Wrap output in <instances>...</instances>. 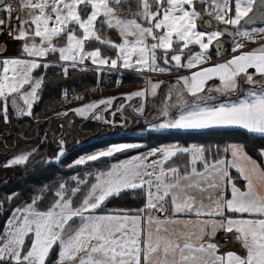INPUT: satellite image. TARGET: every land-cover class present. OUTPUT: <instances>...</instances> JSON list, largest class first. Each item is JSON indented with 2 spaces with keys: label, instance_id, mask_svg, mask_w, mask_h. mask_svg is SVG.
<instances>
[{
  "label": "snow or ice",
  "instance_id": "6c2138e0",
  "mask_svg": "<svg viewBox=\"0 0 264 264\" xmlns=\"http://www.w3.org/2000/svg\"><path fill=\"white\" fill-rule=\"evenodd\" d=\"M16 2L14 9L0 0V36L19 43L16 56H4L7 43L0 44V118L5 123L10 109L21 117L33 116L46 75L33 73L41 68L60 67L65 78L70 69L138 74L187 69L190 74L177 75L172 84L143 77L146 87L123 98H139L138 106H128L144 116L147 108L156 107L147 98L166 87L152 128L241 129L264 141V44L246 51L236 39L254 41L253 33H264V28L242 30L241 23L245 18L249 23L264 19V0ZM109 30L118 33L119 42L105 35ZM225 35L233 54L213 64L211 51L222 59ZM109 49L111 55L106 54ZM49 55L57 59L45 62ZM213 92L236 98L216 103L220 98ZM63 95L67 99V89ZM116 99L56 115L71 111L86 118L99 105L111 108ZM58 143L56 156L40 164L51 167L61 161L65 142L60 138ZM137 147L113 146L77 158L68 167ZM36 151L10 158L0 167L25 165ZM254 152L250 155L247 145L239 142L224 147L159 146L99 171L93 180L87 179L91 173L84 178L73 175L75 187L66 181L33 188L28 200L16 207L12 204L21 194L11 192L0 199V217H6L0 226V264H264V143ZM128 195H142L143 206L107 208L112 199ZM229 243L239 250L227 249Z\"/></svg>",
  "mask_w": 264,
  "mask_h": 264
},
{
  "label": "trees",
  "instance_id": "16d2710c",
  "mask_svg": "<svg viewBox=\"0 0 264 264\" xmlns=\"http://www.w3.org/2000/svg\"><path fill=\"white\" fill-rule=\"evenodd\" d=\"M6 1L8 3L14 2V0ZM106 54L111 55L112 51L109 50ZM60 72V67L41 68L34 71V76H40L44 73L46 75L43 90L40 92L41 99L34 105L32 117H16L9 110L8 123L0 118V165H3L9 157L37 149L25 165L10 168L0 167V199L11 192L21 194V199L13 202L12 207L27 201L33 188L43 185H57L66 181L75 187V182L70 181L71 176L80 174L81 178H84V173H91L87 179L93 180L92 175L94 173L108 170L110 164L134 152L156 148L161 144L172 142L179 146L218 145L224 147L229 143L239 142L247 145L250 155H255L254 149L264 143V141L256 138L257 135L245 133L239 129H208L195 132L169 130L152 133L145 130V126L152 122L154 117L151 121L146 119L147 116L135 118L133 114H130L129 117H121L123 112L119 113V111L113 112L110 117L106 114V122L103 121L101 112L98 115L99 119L93 118L96 113L90 114L86 118H73L61 127L57 122L59 118L52 113L53 109L62 106L63 101L71 100L75 96L87 99L91 93H100L114 88L117 85V76L112 71L98 73L94 70L70 69L68 77L65 78L59 74ZM118 78L120 86L131 84L136 86L143 81V77L135 73H123ZM63 89L68 90L67 99L63 95ZM219 101L221 98L215 102ZM118 120L123 121V125H125V129L121 133H118L115 126V122ZM95 132L97 134L92 139L86 142L83 140ZM60 138L65 142L63 145L65 155L61 161H53L51 167L40 164L42 159L56 156L60 148L58 143ZM125 141H139L142 145L116 153L111 157L101 158L99 161L88 162L83 166L64 167L78 154L105 149L110 144ZM232 174L235 176L236 172L232 171ZM4 180L8 181L6 185L3 183ZM143 203L142 195H138L136 199H132L131 195H128L119 199H112L107 204V208L110 210L134 209L143 206ZM46 206L47 203L45 202L39 207L44 209ZM5 219L6 217H0V226L3 225Z\"/></svg>",
  "mask_w": 264,
  "mask_h": 264
},
{
  "label": "rangeland",
  "instance_id": "374dc122",
  "mask_svg": "<svg viewBox=\"0 0 264 264\" xmlns=\"http://www.w3.org/2000/svg\"><path fill=\"white\" fill-rule=\"evenodd\" d=\"M233 3H234V0H233ZM16 6H17V4H16ZM19 15L22 18L27 19V15H26L25 12H20ZM15 22H13V24H15ZM230 27L233 29L232 26H230ZM256 28L257 27H252V28L249 27L248 28V27H244L243 26L242 30L251 31L252 29H256ZM263 28H264V25H263ZM105 35L110 36L112 38V40H114V41L119 42V40H120V37H119V35H118V33L116 31L109 30V31H107L105 33ZM221 42L224 45V48H223V51H222V56L224 57V55H225V53H227V51L229 49V45H230L229 36L225 35L224 37H222L221 38ZM18 47H19V43L17 42V46H16V48H14V51H12L11 53H9V54H7L5 56H16V55H18V51H17ZM196 49H198V47H196ZM109 50H111V49H109ZM109 50H107V51H109ZM111 51H113V50H111ZM211 56H212V59L213 58L220 59V57L217 56V53H216V51L214 49L211 51ZM56 59H57V57L55 55H49V57H47L45 62H47V61H55ZM86 64H87V66L94 67V66L91 65L90 61L86 62ZM104 71L106 72L107 70H104ZM112 72L117 76V80H116V84L117 85L114 88H112L110 90L102 91L100 93H91L90 97L87 98V99L86 98L85 99L82 98V99H71V100H68V101L65 100V101H63L64 104H62V106H59V107H56L55 109H53L52 113L55 114V116H57L56 115L57 113H63L65 111L69 110V109H74V108L80 107V106H82L84 104H87V103H90V102H93V101H99L101 99L108 98V97H117V99L113 102V105H112L111 108L105 109L104 105H99L97 107V109H95L93 111V113H90V114L93 115V114L96 113L95 116H98L99 113L102 112L103 121L106 122V119H105L106 114H107L108 117L112 116L113 112L117 111L119 106L121 104H123L124 105L123 109L119 110V113L123 112V114H121V117H129L130 114H135L136 116L143 117V118L147 116L146 119H148L150 116H152V118L154 116L153 121L145 126V130L150 131L152 133L165 132V131H169V130L176 131V129H159V128H152L151 127L152 124L158 123V121L156 119V116L158 115V107H159V105L164 101V98H165L164 97V93H166L168 91V89L166 87H162L161 90H158V95L156 97L149 96L147 98L148 102L153 104V105H156V107L147 108L144 116H140V115L134 113L132 111V108H130L128 106L129 104H131L133 106H138L139 98H134L132 101H126L123 98V94L131 93L133 91L140 90V89H144L146 87L145 79L143 78V81L139 85H136V86L132 85V84L128 85V86H120L118 84L119 75H121L123 73H134V72L127 71V70H121L119 72L112 71ZM135 74H138V73H135ZM188 74H190V73H189V70H187V69L179 70V71L173 69L172 74H167V73H165V74H156V73H149V72L139 73V75H141L142 77L150 78L152 80V82L164 81L165 84L175 83V81L177 79V75H188ZM213 83H219V81L217 80V81H214V82H210L209 86H211ZM211 95L218 96L217 93H215V92L211 93ZM21 104L23 105L22 101H21ZM10 110L13 113L14 116L19 117L16 114V110L15 109H10ZM174 114L175 113H173V115ZM57 117L59 118L57 120L58 125L63 126V124H67L68 121L73 120V118L78 119V117H80V116H78L77 114L69 111L68 115H66V116L62 115V116H57ZM80 118H85V117H80ZM115 126L118 129V133H121L125 129V125H123V121H121V120H118L117 122H115ZM110 130H111V128H110ZM138 133H140V132H138ZM96 134H97V132L91 133L90 135H88L83 140L86 142V141L92 139ZM84 141H82V142H84ZM123 144H137L139 146L142 145V143L139 142V141H125V142H118V143L110 144L105 149H100V150H97V151H92L90 153H85V154H81V155L78 154L74 158H72V160L69 163H67L64 167L69 168L68 165L72 164L77 158H80V157H85L86 158L88 155L95 154V153H98L100 151H105V150H107V149H109V148H111L113 146H119V145H123ZM167 145H176V144L172 143V142H169V143L161 144L159 146H167ZM189 146H191V145H189ZM149 150L150 149L134 152L131 155H129V156L125 157V158H122L121 160H119L117 162H114V163L110 164L109 169L113 165L119 164V163L124 162L126 160H130V159H132V158H134V157H136L138 155L146 154ZM13 157H15V156L9 157V159L13 158ZM153 158H155V157H153ZM80 166H83V165H80ZM97 173L98 172H96V173H94L92 175L93 179H94L95 174H97Z\"/></svg>",
  "mask_w": 264,
  "mask_h": 264
},
{
  "label": "crops",
  "instance_id": "0c3cea01",
  "mask_svg": "<svg viewBox=\"0 0 264 264\" xmlns=\"http://www.w3.org/2000/svg\"><path fill=\"white\" fill-rule=\"evenodd\" d=\"M11 4H12L14 9L17 7L16 6V4H17L16 0H14V2H12ZM13 22H15V19H13ZM252 27H257L256 29H260V28H263V25H261V26H252ZM252 27H250V28H252ZM253 36H254V41L253 40H248L246 38L241 39L239 37L236 38V39L241 40V42L244 43V45H245V49L244 50L248 51V50H252V49L258 47L260 44H264V33L256 32V33H253ZM0 44H5V43L2 42L1 36H0ZM16 46H17V42H13V41L7 42V51L4 52L3 55L5 56V55L11 53L12 51H14V48H16ZM195 50H198V49H195ZM232 54L233 53L231 52V48L229 46V49H228L227 53H225L224 57L222 56V59L221 58L220 59L213 58L211 60V63L214 64V63H218V62H223L224 60L229 59ZM217 95L219 96V98H221V101H223L225 99H235L236 98L235 95L230 96V97H226V96L224 97V95H222L220 93H217ZM214 96H216V95H214ZM219 102H217V103H219ZM225 129H232V128H225ZM239 130H241V129H239ZM176 131H191V132H195V131H203V130H182V129H176ZM241 131H243V130H241ZM253 135H257V134H253ZM231 171L235 172L234 169L231 170ZM221 239L222 240L224 239L223 235L221 236ZM227 249H229V250H237L238 251L239 250V245H234L232 243H229L227 245Z\"/></svg>",
  "mask_w": 264,
  "mask_h": 264
},
{
  "label": "water",
  "instance_id": "95a60500",
  "mask_svg": "<svg viewBox=\"0 0 264 264\" xmlns=\"http://www.w3.org/2000/svg\"><path fill=\"white\" fill-rule=\"evenodd\" d=\"M251 15V14H250ZM242 25L244 27H252V26H261V25H264V19H260V18H257V19H254L252 20L250 23L247 22V18H245V20H242ZM230 31H232L231 28H229ZM225 97V96H224ZM157 115V114H156ZM152 119V116H150L147 120H151Z\"/></svg>",
  "mask_w": 264,
  "mask_h": 264
},
{
  "label": "built area",
  "instance_id": "2783aa9c",
  "mask_svg": "<svg viewBox=\"0 0 264 264\" xmlns=\"http://www.w3.org/2000/svg\"><path fill=\"white\" fill-rule=\"evenodd\" d=\"M3 15H4V13L0 12V17H2ZM1 37H2L3 41H5V42L9 41L7 36H1Z\"/></svg>",
  "mask_w": 264,
  "mask_h": 264
},
{
  "label": "flooded vegetation",
  "instance_id": "af4514ba",
  "mask_svg": "<svg viewBox=\"0 0 264 264\" xmlns=\"http://www.w3.org/2000/svg\"><path fill=\"white\" fill-rule=\"evenodd\" d=\"M133 117H135V118H136L137 116H136V115H133Z\"/></svg>",
  "mask_w": 264,
  "mask_h": 264
}]
</instances>
